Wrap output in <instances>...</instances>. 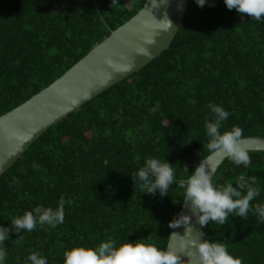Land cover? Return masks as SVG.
Returning <instances> with one entry per match:
<instances>
[{
  "label": "trees",
  "instance_id": "1",
  "mask_svg": "<svg viewBox=\"0 0 264 264\" xmlns=\"http://www.w3.org/2000/svg\"><path fill=\"white\" fill-rule=\"evenodd\" d=\"M146 1L118 0L113 8L112 0H96L112 29ZM110 33L93 0H0V116ZM210 103L229 113L222 132L238 125L243 137L264 136V18L240 15L224 0L203 7L189 0L169 49L52 125L0 177V226L11 228L13 218L39 205L55 209L61 196L72 201L56 228L13 230L3 245L4 264H26L32 251L48 264H64L66 250L108 239L166 248L183 189L173 184L163 197L143 193L132 176L153 157L172 164L177 181L187 179L210 154L204 147ZM249 155V167L226 158L213 182L235 186L238 175L255 176L254 206L264 204V151ZM203 232L243 264H264V222L253 211L247 219L230 215L224 225L210 222Z\"/></svg>",
  "mask_w": 264,
  "mask_h": 264
},
{
  "label": "clouds",
  "instance_id": "2",
  "mask_svg": "<svg viewBox=\"0 0 264 264\" xmlns=\"http://www.w3.org/2000/svg\"><path fill=\"white\" fill-rule=\"evenodd\" d=\"M195 2L200 7L206 4V0ZM224 3L229 10L235 9L240 15H247L253 20L260 21L264 18V0H224ZM111 6H118V0H112ZM165 19L172 28L171 21ZM208 107L213 118H205L208 142L204 147L210 154L227 158L237 166H251L252 157L243 141V129L235 125L222 132L221 128L229 113L214 103H210ZM155 110L151 109L153 112ZM33 168H38V165L33 164ZM214 173V168H208L201 162L187 179L177 181L172 164L149 157L132 179L135 186L139 182L138 186L143 193L155 195L159 192L161 197L167 195L169 188L176 184L183 189L182 200L185 206L190 207L192 215L202 228L210 222L224 225L230 215L247 219L250 210L258 216V222H264V204H251L260 194L255 176L240 174L235 179V186L233 183L218 186L212 180ZM66 203L71 204L72 201H66L61 196L55 209L39 205L13 218L11 228L0 226V264H4L6 260L7 253L3 245L10 239L13 230L15 233L31 232L37 225L56 228L64 222ZM191 220L192 216L180 213L169 222V228L175 229L184 225L186 230L183 236L171 233L166 248L145 243L143 239L117 246L115 240L108 239L95 247L75 246L66 250L64 264H193V261L196 264H243L241 258L229 252L224 242L207 239L203 231L194 234L193 228L189 226ZM22 239L23 236L18 235L15 243L19 244ZM181 254L189 259L184 260ZM26 264L48 262L40 252L32 251L26 258Z\"/></svg>",
  "mask_w": 264,
  "mask_h": 264
},
{
  "label": "water",
  "instance_id": "3",
  "mask_svg": "<svg viewBox=\"0 0 264 264\" xmlns=\"http://www.w3.org/2000/svg\"><path fill=\"white\" fill-rule=\"evenodd\" d=\"M101 19L111 33L61 77L31 98L0 116V177L52 125L97 97L113 85L155 59L170 48L188 8L189 0H147L128 21L112 29L93 0ZM171 21L172 28L165 19ZM243 141L248 150L264 151V136H247ZM226 158L209 154L202 162L214 168V177ZM180 213L192 216L194 234L203 231L183 203ZM179 213V214H180ZM186 226L172 230L180 236ZM203 239V238H201ZM182 258H189L183 254ZM193 264H196L193 261Z\"/></svg>",
  "mask_w": 264,
  "mask_h": 264
}]
</instances>
